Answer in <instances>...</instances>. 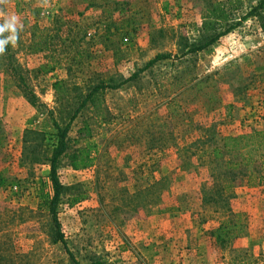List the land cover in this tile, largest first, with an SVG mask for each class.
<instances>
[{
    "label": "rangeland",
    "instance_id": "obj_1",
    "mask_svg": "<svg viewBox=\"0 0 264 264\" xmlns=\"http://www.w3.org/2000/svg\"><path fill=\"white\" fill-rule=\"evenodd\" d=\"M259 1L8 0L0 6L24 26L17 45H9L34 96L32 102L16 78L0 72V239L8 264H264V180L247 185L239 176L226 204L202 200L212 169L202 150L224 136L264 128V13L244 17ZM215 4L228 15L224 27L239 24L188 53L209 37L201 24ZM157 55L167 58L105 90L99 110L84 109L73 121L71 140L87 119L100 154L78 171L60 160V183L80 186L86 198L73 206L62 199L57 218L64 242L52 243L45 206L50 166L33 163L30 152L37 145L50 156L54 123L64 126L73 104L71 92L63 108L53 84L82 91L118 84ZM83 144L72 142L70 150ZM223 224L226 233L217 239L213 233Z\"/></svg>",
    "mask_w": 264,
    "mask_h": 264
},
{
    "label": "trees",
    "instance_id": "obj_2",
    "mask_svg": "<svg viewBox=\"0 0 264 264\" xmlns=\"http://www.w3.org/2000/svg\"><path fill=\"white\" fill-rule=\"evenodd\" d=\"M262 13H264V0H260L244 17L252 15L260 16ZM228 22V15L222 9L221 5H213L211 9L207 10V15L203 18L201 24L203 32L210 33L208 35L209 37H207L206 41L202 44L191 47L188 53H196L207 48L216 42L220 36L226 34L239 24L238 22L230 23V25L224 27ZM222 27H224L223 31H217ZM261 27L264 30L263 22ZM165 58H167V55H157L154 59L150 60L143 69L138 70L118 84L100 82L96 85L84 88L83 91L80 90V87L75 85L71 89H68L63 81H57L53 84V88L60 103L66 102L65 99H67L72 92L75 94V97H72L73 104H69L67 101V104L63 105V108H66L69 104V108H71L64 126L54 123V127L57 131V141L51 150L50 156L46 157L44 151L37 145L33 146L30 152L33 154V159H31L33 163L47 160L50 166L49 179L51 182L52 195L45 203V206L50 217L52 243L64 242L57 218V208L62 199L66 198V204L73 206L86 198V193L80 186L66 187L60 183L57 176L60 160L66 158L68 160V166L78 171L93 166L96 162V158H98L100 154L98 144L93 141L94 135L87 119L82 121L81 127L77 130L76 138L73 139V141L71 140L69 131L73 121L81 115L84 109L91 107L94 112L99 110L101 97L105 90L120 88L124 83L134 80L144 69L151 67L157 61ZM0 72L16 78L26 96L29 100L31 99L32 102H34V96L27 89L24 78L20 74L19 68L14 61L10 45L7 46L5 54L0 55ZM97 115H99V112H97ZM102 122L103 118L100 115L98 123L101 124ZM104 123H106V121H104ZM28 133L35 135L36 138L41 135L32 131ZM24 142H27L26 139ZM72 142H84V144L75 150H70ZM25 148H28V146H25ZM202 154L207 156L208 162L212 166L210 175L211 183L209 189H207L209 192H203L204 195L202 196L203 203L206 205L210 204L216 207L219 203L224 202L226 204V194L230 192L234 180L239 176L245 179L247 185L253 183L261 184L264 180V128L261 130H251L248 133L236 136H224L220 138L218 142L209 145V147H205L202 150ZM204 189L205 186L202 188V191ZM225 227V224L220 225L216 231H214V237L217 239L223 238L224 233H226ZM4 244L5 243L0 239V264H8L11 261L10 257L2 255Z\"/></svg>",
    "mask_w": 264,
    "mask_h": 264
},
{
    "label": "clouds",
    "instance_id": "obj_3",
    "mask_svg": "<svg viewBox=\"0 0 264 264\" xmlns=\"http://www.w3.org/2000/svg\"><path fill=\"white\" fill-rule=\"evenodd\" d=\"M8 0H0V6L6 5ZM0 55H4L9 44L17 45L19 33L23 30V24L16 15H7L3 7H0ZM7 33V35H5Z\"/></svg>",
    "mask_w": 264,
    "mask_h": 264
}]
</instances>
